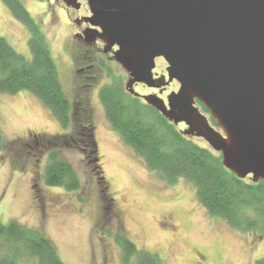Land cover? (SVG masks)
<instances>
[{
    "label": "rangeland",
    "instance_id": "obj_1",
    "mask_svg": "<svg viewBox=\"0 0 264 264\" xmlns=\"http://www.w3.org/2000/svg\"><path fill=\"white\" fill-rule=\"evenodd\" d=\"M48 3L45 0L44 8L31 2L30 9L45 30L70 102L82 96L89 99L91 111L84 131L87 136L92 134L96 153L90 152V145L83 152L79 143H61L66 139L72 143L73 132L83 145L85 134L80 135L84 131L74 115L73 130L64 131L31 92L0 93V221L6 224L16 220L42 232L64 264H120V248L114 239L118 233L139 249L158 254L164 264H255L264 257V235L237 231L222 219L211 217L198 202L190 182L162 181L113 131L96 88L84 90L71 74L68 19L58 4L53 9ZM0 36L30 58L26 28L11 20L2 8ZM155 62L156 70L166 72L164 59L157 57ZM109 65L124 86L126 72L116 63ZM94 74H98L97 81H106L102 71ZM177 86L172 85L171 90L176 91ZM135 90L148 91L141 85ZM204 114L210 121V114ZM55 140L61 145H52ZM194 141L208 146L201 138ZM51 150L72 164L80 180L78 189L66 190L44 182Z\"/></svg>",
    "mask_w": 264,
    "mask_h": 264
},
{
    "label": "water",
    "instance_id": "obj_2",
    "mask_svg": "<svg viewBox=\"0 0 264 264\" xmlns=\"http://www.w3.org/2000/svg\"><path fill=\"white\" fill-rule=\"evenodd\" d=\"M79 7L78 0H62ZM89 22L135 83L159 86L153 77L157 57L168 80L179 83L167 95L144 101L187 135L203 139L221 154L238 178L264 180V0H85ZM201 102L215 120L200 111Z\"/></svg>",
    "mask_w": 264,
    "mask_h": 264
},
{
    "label": "trees",
    "instance_id": "obj_3",
    "mask_svg": "<svg viewBox=\"0 0 264 264\" xmlns=\"http://www.w3.org/2000/svg\"><path fill=\"white\" fill-rule=\"evenodd\" d=\"M22 22L29 30L31 56L18 53L0 36V93L31 92L51 111L62 128L67 129L72 119L71 102L45 30L29 14ZM99 99L113 131L162 181L168 184L179 179L190 182L198 202L211 217L222 219L237 231L264 235V180L253 182L250 176L238 178L223 165L219 152L209 145H199L195 137L182 132L184 127L170 122L154 107L130 94L120 78L103 85ZM196 105L201 112L209 114L201 102L196 101ZM210 121L217 126L211 116ZM87 143L92 147L90 152L96 153L91 133H88ZM2 147L0 131V149ZM44 182L66 190H76L80 186L74 167L60 158L56 150L47 154ZM114 239L120 248V264H164L158 254L139 249L123 234H116ZM0 264L64 263L42 232L10 220L6 224L0 221ZM255 264H264V257L257 259Z\"/></svg>",
    "mask_w": 264,
    "mask_h": 264
},
{
    "label": "flooded vegetation",
    "instance_id": "obj_4",
    "mask_svg": "<svg viewBox=\"0 0 264 264\" xmlns=\"http://www.w3.org/2000/svg\"><path fill=\"white\" fill-rule=\"evenodd\" d=\"M51 1L49 0L48 5L53 7L54 4H58L60 8L63 9L66 18L68 19V26L70 28V32H69L70 35L69 45L71 50L70 56L73 67L70 72L71 74L73 73L75 74L78 86H80L81 88L84 87V90L85 89L93 90L96 88V96L99 99L100 88L105 84L111 83L115 78H119L114 76V73L112 72V68L109 65L111 63H116L118 67L122 68V66L115 60L113 56V51L117 49V46L114 45L111 48L107 49L104 41L99 36H95L92 39H88L85 36L84 32L89 31L90 28H95L97 30H100L99 27H95L91 25V23L89 22L91 11L85 0H78L80 2L78 8L67 6L62 0H51ZM31 2L34 4H41V6L45 8V0H0V8H2L6 12L7 16L11 20L15 21L18 24H22L25 28L26 26L23 24L22 18H24L26 14L32 16L35 19L36 23L41 28H43L40 21H38L35 18L32 10L30 9ZM26 30L28 32V37H29L30 35L29 30L27 28ZM159 58L163 59L162 57ZM101 71L105 74L106 77V81L104 83H101V80L97 81L98 74H94V73H99ZM153 77L157 79L156 83L159 84V86L149 87L143 83H135L134 89L137 85H141L144 89L148 90L146 93L138 92L140 95L136 97H138L141 101L145 102L142 95L152 93V94H156L157 96L162 98L165 103H167L168 92L173 91L171 90L172 85L177 84L178 86L176 90L178 89L179 87L178 81L173 79L168 83H165L168 80L167 72H165L163 68L159 71L156 70V66L153 69ZM128 78L129 76L127 77V79ZM94 82H97L98 84L96 87L93 84ZM124 87H125V83H124ZM71 107H72L71 116L73 117L74 115L75 119L79 122L80 130L87 131V126H85V122L88 121V117H89L88 114H90L89 112L91 111V106L89 104L88 97L82 96L80 97L79 100L77 99L75 103L71 102ZM72 121L73 118L71 119V123L67 129H63L60 123L59 122L58 123L64 131H67L69 129L73 130V126H71ZM182 124L185 127V124L184 123ZM86 125H88V123ZM72 134L73 132L70 135V139L72 143L69 142L67 139L63 140L61 143L67 146H73L74 144L79 143L78 145L80 150L86 152L88 150V146L90 145L87 143V136H86L87 133H85V131L80 133V135L82 136H84L85 134V139L82 140L83 145L82 143L78 142L77 138L72 136ZM61 143H58L57 140H55L53 141L52 145L58 147L61 145Z\"/></svg>",
    "mask_w": 264,
    "mask_h": 264
}]
</instances>
